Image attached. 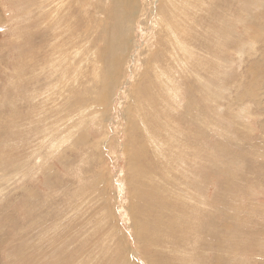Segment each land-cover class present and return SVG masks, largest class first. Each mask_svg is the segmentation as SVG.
Returning <instances> with one entry per match:
<instances>
[{"label":"rangeland","instance_id":"rangeland-1","mask_svg":"<svg viewBox=\"0 0 264 264\" xmlns=\"http://www.w3.org/2000/svg\"><path fill=\"white\" fill-rule=\"evenodd\" d=\"M126 2L0 0V264H264V0Z\"/></svg>","mask_w":264,"mask_h":264},{"label":"bare ground","instance_id":"bare-ground-1","mask_svg":"<svg viewBox=\"0 0 264 264\" xmlns=\"http://www.w3.org/2000/svg\"><path fill=\"white\" fill-rule=\"evenodd\" d=\"M63 1V0H62ZM60 3V2H59ZM131 3V0H128V2H126L125 4H127V5H129ZM86 32V31H85ZM88 34V33H87ZM116 44V43H115ZM88 45V43H86L85 44V48H86V46ZM109 45H110V42H109ZM84 48V49H85ZM84 54V53H83ZM102 59H104L103 57H101ZM109 58H110V56H109ZM180 59H181V61H182V58L180 57ZM177 60H179V59H177ZM82 63V62H81ZM108 65H107V70H109L110 69V66H111V62H110V60H108ZM172 63H174V62H172ZM186 63V62H185ZM181 66V65H180ZM180 66H178V67H180ZM189 66H191V64L189 65ZM193 66H194V64L192 65V67H190L189 69H191L192 70V68H193ZM171 68V67H170ZM173 68V67H172ZM175 68V67H174ZM173 68V69H174ZM195 68V67H194ZM170 70V69H169ZM194 70V69H193ZM192 70V72L195 74V72ZM190 71V70H189ZM197 71V70H196ZM165 72H166V69H165ZM174 72H176V71H174ZM191 72V71H190ZM76 73V72H75ZM163 74H164V72H162ZM167 73V72H166ZM172 73H173V71H172ZM159 74V73H158ZM174 74H177V73H174ZM169 75V74H168ZM168 75H167V77H168ZM171 75H173V74H171ZM196 75V74H195ZM163 76V75H162ZM159 77V76H158ZM169 78V77H168ZM167 78V79H168ZM163 79V78H162ZM166 79V78H165ZM167 79H166V81H167ZM170 80V79H169ZM162 81V80H161ZM164 81V80H163ZM171 82H172V79H171ZM168 83V82H167ZM162 84H165V82L164 83H162ZM113 83H111V84H109L108 85V87H113ZM177 85V84H176ZM166 86V85H165ZM168 87V86H167ZM174 87V86H173ZM107 89H109V88H107ZM167 90V89H166ZM172 90H174V89H172ZM164 93H166V92H164ZM166 101V100H165ZM101 143H102V141H101ZM102 146V145H101Z\"/></svg>","mask_w":264,"mask_h":264}]
</instances>
